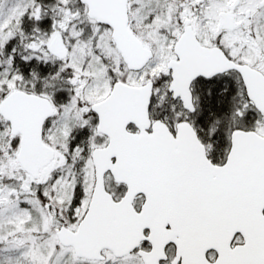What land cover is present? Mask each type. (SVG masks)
<instances>
[{"label": "snow or ice", "instance_id": "obj_1", "mask_svg": "<svg viewBox=\"0 0 264 264\" xmlns=\"http://www.w3.org/2000/svg\"><path fill=\"white\" fill-rule=\"evenodd\" d=\"M0 264H264V0H0Z\"/></svg>", "mask_w": 264, "mask_h": 264}]
</instances>
